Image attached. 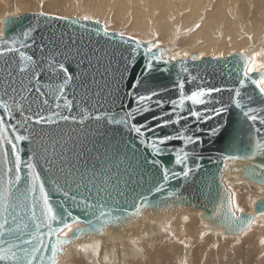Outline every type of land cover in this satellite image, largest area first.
I'll return each instance as SVG.
<instances>
[{"label":"snow or ice","instance_id":"obj_1","mask_svg":"<svg viewBox=\"0 0 264 264\" xmlns=\"http://www.w3.org/2000/svg\"><path fill=\"white\" fill-rule=\"evenodd\" d=\"M39 15L50 20H67L66 17L49 16L44 12ZM82 19L91 21L92 17L85 15ZM72 23L80 25V20L75 19ZM94 23L98 25L99 21ZM92 30L113 41L119 37L121 43L128 45L127 57L123 54L121 56L123 72L120 79L123 80L127 73L129 87L123 97L116 96L113 100L114 103L119 101V112L94 116L86 113L78 121L79 124H84L85 120L100 122L106 119L109 124L126 128L139 145L149 150L152 159L145 163L160 169L165 183L170 178H187L193 173L188 161L191 156L200 158L196 148L203 144L202 125L216 120V124L208 129L207 135L218 140L229 138L231 125L224 117L233 107L252 122L255 133L260 137L254 142L255 151L264 152V107L258 109L251 106L254 102L251 94L246 93L242 97V89L251 84L258 90L260 102L264 103V64L256 63L257 56L264 53H257L250 60H244L238 86L205 87L202 86L203 79L191 75L186 64L187 59L201 60L202 56L189 57L188 52H184L182 57L172 55L165 60V54L158 44L141 42L135 37L125 38L123 32L109 33L107 27ZM33 31L34 29L29 28L20 36H9L0 30V58L7 57L4 61L5 72H0V264H56L62 245L70 242L60 237L61 233L67 236V232L72 231L67 218H71L73 223L79 222L63 203L58 207L53 205L46 191L47 181L37 171L38 166L42 172L54 176L58 173L52 180L55 188L63 191L64 197L71 200L77 208L94 217L95 223L91 219L87 221V231L101 232L110 223L126 222L128 219L123 208L119 207L120 201L116 199V196L124 194L119 186L121 177L118 175L113 181L110 169L90 171L87 167L71 164L65 155L66 144L62 140L41 143L39 152L31 149L32 155L22 159L21 145L25 141L32 144L34 134L46 135V126H59L62 121H77L76 116L63 114L65 109L68 113L73 110V100L69 99L66 88L74 77L68 67L55 60H34L32 55L22 50L30 49L35 43L31 35ZM17 54L21 62L18 72L11 67ZM75 55L80 57L78 63L82 64L86 60L91 63L92 58L99 62L105 54L98 50L82 52L77 49ZM137 57L140 59L137 60ZM171 61H178L180 72L190 77L188 83L201 79V84L186 92V80L178 76L177 82L171 87H156L158 77L154 72L168 71L166 66ZM56 72L62 73L63 82L59 85L50 84L45 90L41 76ZM252 73H258V78H253ZM18 75L28 76L27 83L24 79H17ZM140 89H144V93ZM173 90L177 93L175 98L167 95ZM224 92L230 94L227 100L223 95L219 99L213 96L214 93ZM50 99H54L55 103L50 104ZM35 102L39 103L37 109L33 110L32 103ZM196 106L204 107L201 109ZM257 123L259 127L256 126ZM177 141L180 143H174ZM248 158L251 159V156ZM169 163L183 168L180 172L173 171L168 167ZM135 171L132 168V173ZM132 173L125 172L129 176L124 181L125 186L130 183ZM250 174L261 175L256 168ZM162 187L163 185L156 187L155 191H161ZM139 199L141 202L136 206V214L150 204L147 196L141 195ZM232 204L235 205L234 200ZM113 205L117 207L114 208ZM117 208L121 213L119 215L115 214ZM236 211L242 212L243 209L237 208ZM257 212L264 216V202ZM254 220L255 217L249 219L237 216L230 207L221 223L229 230L239 231L244 225L250 227ZM83 231L85 230L77 229L76 233ZM76 238L78 236L74 234L72 239Z\"/></svg>","mask_w":264,"mask_h":264},{"label":"water","instance_id":"obj_2","mask_svg":"<svg viewBox=\"0 0 264 264\" xmlns=\"http://www.w3.org/2000/svg\"><path fill=\"white\" fill-rule=\"evenodd\" d=\"M75 19L80 20V25L72 23ZM94 22L95 20L83 21L80 18L50 20L40 16L39 13L12 15L2 20L1 30L9 36H20L29 28L34 29L31 35L35 43L30 49L22 50L32 55L37 61L55 60L64 63L74 77V80L66 88L69 99L73 100V110L68 113L65 109L63 114L76 116L77 121H62L59 126H46L44 129L46 135L34 134L32 144L25 141L21 145L22 159H27L29 155H32L31 149H36L39 152L41 143L62 140L66 144L65 155L71 164L81 168L87 167L90 171L110 169V178L113 181L116 176L121 177L119 186L124 194L116 196V199L120 201L119 207L123 208V213L128 219L126 222L110 223L101 232H89L87 231V221L91 219L95 223L94 217L77 208L71 200L64 197L63 191H58L55 188L52 180L59 175L58 173L54 176L42 172L41 167L38 166L37 171L41 172L42 177L47 181L45 187L53 205L58 207L63 203L79 221L73 223L71 218H67V222L74 228L67 236L63 233L60 234L61 239L70 242L62 245V251L56 258V264H61L67 249L72 246L91 243L96 239L106 240L112 236L117 237L123 233L125 227L133 225L147 216L160 221L182 209L196 210L201 213L202 223L211 232H220L226 237H238L249 228L244 225L242 230L232 231L221 223L224 214L230 207L237 216L249 219L255 217L254 221L264 218L257 212L264 202V197L254 201L252 212L237 213L232 204V194L224 183L225 172L228 170L229 175L259 188H264V168L261 167L264 166V152L255 151L254 148V142L260 137L255 133L252 122L248 121L239 109L233 107L224 117L231 125V135L227 139L218 140L207 135L208 129L216 124V120H210L201 126L204 128V134L201 136L203 144L196 148L200 158L191 156L188 161V165L193 168V173L187 178L182 176L175 179L170 178L166 183L162 180L160 169L153 167L150 163H145L146 160L152 159L149 150L139 145L126 128L109 124L106 119L100 122L85 120L84 124L78 123L86 113L94 116L99 113L119 112L120 103L119 101L114 103L113 100L116 96L123 97L129 87L127 73L124 74L123 80L120 79L121 72H123L121 56L123 54L124 57H127L128 45L121 43L119 37L113 41L105 38L102 33L97 35L92 29L103 28L105 25L100 22L97 25ZM109 33L119 32L109 31ZM127 37L130 36H125V38ZM77 49L82 52L98 50L105 55L99 62L92 58L91 63L86 60L79 64L80 57L75 55ZM159 49L165 54L163 59L166 60L170 57L165 48L159 47ZM191 56L195 55L189 57ZM6 59L7 57L0 58V72H5L4 61ZM14 59L15 63L11 67L18 72L21 66L18 54ZM139 59L140 57H137V60ZM245 59L250 60V57L247 54L235 53L219 59L214 57H204L195 61L187 59L186 64L191 75L203 79L202 86L236 87L241 78L240 74H242ZM166 67L168 68L166 72H154V75L158 77L156 87H171L177 82L178 76L186 80V92L194 90L198 84H201V79L188 83L187 80L190 77L188 74L180 72L178 61H171ZM251 76L258 78L259 74L252 73ZM28 78V76H17V79H24L25 83ZM40 80L46 90L50 84H61L63 75L59 72L45 73ZM140 92L144 93V89H140ZM246 93L254 97L251 106L258 109L264 107L254 85L247 84L246 88L242 89V97ZM167 95L175 98L177 93L173 90ZM221 95L227 100L230 94L228 92L213 94L216 99H219ZM38 103H32L33 110L37 109ZM54 103L55 100L50 99V104ZM196 107L202 109L204 106ZM17 118H20L19 114H17ZM256 126L260 125L257 123ZM174 143L179 144L180 142ZM249 156L251 159L248 158ZM229 157H235V159ZM129 165L131 167H128ZM168 167L176 172H180L183 168V166L174 163H169ZM132 168L136 169L134 173H132ZM253 168H256L261 175L250 174ZM126 171L132 173L127 186L124 183L129 179V176L125 174ZM60 182L63 184L62 180ZM160 185H163L162 190L155 191V188ZM69 194L71 195L72 192ZM141 195L147 196L150 204L145 205L140 209L139 214H136V206L141 202L139 199ZM113 207L117 206L113 205ZM115 214H121L119 208ZM77 229L85 231L77 234ZM74 234L78 238L72 239Z\"/></svg>","mask_w":264,"mask_h":264},{"label":"bare ground","instance_id":"obj_3","mask_svg":"<svg viewBox=\"0 0 264 264\" xmlns=\"http://www.w3.org/2000/svg\"><path fill=\"white\" fill-rule=\"evenodd\" d=\"M2 1L4 2L5 0H2ZM237 1L238 0H100V1H96V2H90L88 0H84L83 2H78L77 4L72 3V5L70 7L72 8L71 9L72 11L74 10L75 12L79 11V13H81V12L83 14L85 13V14H87V16L92 17V19H94V20H98V18L102 17L103 15H106L107 13L111 14L113 9H114L113 7H117L116 10L114 9L115 12H113V14L111 15V19L113 17L116 20H119L121 27L123 26V27L127 28V26H128L129 31H128V34L125 36L129 35V36L137 38L138 40H141L138 37L143 38V39L146 38L150 42L158 41L157 43L163 44V45H161V47L165 48L167 50V54H169V55L171 54L170 52H173L172 55L176 54L174 52L176 50L177 54H178V52H180L181 54H183L184 52H188L189 56L190 55H195V56L202 55V57L203 56L212 57L213 52H218V49L219 50H222V49L226 50L228 48H231V49H234V50H232L234 52L233 54H235V52L237 53L238 51L246 52V51H248L249 48H251V46L253 44L252 40L255 42H258L259 39L264 34V0H253V4H252V2L248 3L247 8H250V11L252 10L253 5L255 6L254 7L255 11H257L256 15L254 16V18L252 20L247 19L244 16L243 11H237V9H236V4H237L236 2ZM247 1H249V0H247ZM28 2H30V1H27L26 3H28ZM38 2H40V0ZM50 9L59 11L58 9H60V8L58 7V5H53L52 7H50ZM249 14H253V13H249ZM0 18H1V16H0ZM249 18H250V16H249ZM197 24H199L200 26L196 27ZM120 25H119V27H120ZM142 41H145V40H141V42ZM177 49H179V50L177 51ZM224 52H226V51H224ZM222 53H223V51H222ZM237 54H241V53H237ZM251 57H250V59H251ZM257 57L260 59V61H258L260 63L257 62L258 58L256 59V63L257 64H264V54L259 55ZM236 179L238 180L237 177H236ZM225 181H227V180H225ZM238 183L239 182L237 181V184ZM247 184H249V183H247ZM229 185L231 186V184H229ZM255 190H256V187H255ZM236 191L238 193V196H236L237 197V203H236L237 208L243 209L246 206H248L250 203V196H249L250 195V188L246 187V185H245V187L237 185ZM253 192H254V190H253ZM262 192H264V191L261 190V194H262ZM258 196L261 197V195H258ZM232 199H233V197H232ZM252 202H253V200H252ZM188 212H190V211H188ZM238 212H240V211H238ZM250 212H252V211L250 210ZM171 216L172 215L166 216V220H167V217L169 219ZM194 217H196V216H194ZM174 219H176L175 222L177 223L178 222L177 220L179 218L177 219L175 217ZM142 220H144V219H142ZM166 220L165 221L163 220V221L167 222ZM171 220H169V221H171ZM145 221H146V219H145ZM191 221H193V220H191ZM191 221L190 220L186 221L187 224L183 223V225L186 224V227L184 230L178 229V230H182V232H180L178 237L176 238L177 241L174 240L175 236L173 237L174 241L172 242V240L170 238H168V239L163 238V240H161V238L159 237V236H161L160 234L158 237L152 236V238H150V236L147 235L149 237H146V238H149L151 240V242L149 241L148 242L149 244H147V245H148L150 250L155 249V248L158 249V254H157L158 258L156 257V258H152V259H147L148 253L150 250L149 249L138 250L137 248H139L140 245H137L134 242H132L133 245H135V246H133L132 243H131V246H133L136 249L135 251L132 250V252L134 253L133 259L136 260L135 264H137V263L138 264H144V263L145 264H160V262H164L166 264H172L175 256L171 255L170 253L166 254L165 250H163L164 248H162L163 247L162 245L164 243L169 244L172 242L175 244V246H177L176 243L178 244L179 237H182V239H183L185 237V236H183V234H186V233H187L186 237H188L187 243H189L190 245L191 244L196 245V243H197V245L203 244L206 246L205 247L206 249L201 252L200 247L195 248V246H194V247L190 248L189 250H186V249H188V247H186V245H185L186 243H185L184 246L181 245V246H183V248H185V249L182 248L184 256H186L185 253H190V255L193 256L195 258V260L199 259V262L206 260V261H204V262H206L205 264H212V262L208 261V259H211L212 255L217 256V254H219V253H214L212 250H211V252H209L207 249L208 245H210L212 247L218 246V247H216L217 249H214V251L217 252V251H220L219 247L221 249L222 248L224 249V245L226 246L227 244L230 243L229 244L230 246H228V247L230 248V250L232 249L231 251H236L233 249L237 248V251L239 253L238 254L239 260L240 259H246L249 261L252 258V253H253V255L255 253V250H254L255 247H254V244H252L254 242L256 246L258 245L262 249L259 257H261V258L264 257V224H263V221H259V219L254 221L253 224L242 234V236L240 235V236H238V238L233 237L234 239H232V240L226 239L227 240L226 244H222L223 243V241H222L221 245H216L218 243L217 241H219V240H217V241L215 240L216 241L215 244L212 243V245H211V242H208V241H202V243H198L199 240H195V237L192 236L191 233L188 234V232L193 231V229L191 231H187L189 228H191V227L193 228L194 225L197 223L195 221L192 223ZM139 222L141 223L140 220H139ZM139 222H137V223L139 224ZM137 223L135 224V228L138 227V226H136ZM142 223H144V222L142 221ZM147 223H146V225H147ZM155 223L157 225L156 221H155ZM160 224H162V222H160ZM196 225H197V226H195L196 230L195 229L194 230H195V232L196 231L198 232L199 238H200V235L202 236L203 231L206 230L207 232H211L206 227V225L203 223H202L201 227L198 224H196ZM140 227H141V224H140ZM180 227L181 226H179V228ZM125 228H124V230H125ZM165 229L166 228L164 227V230ZM255 229H259L261 231V234H259L257 237L253 236L254 235L253 232L255 231ZM161 230H162V228H161ZM65 232H67V230ZM141 232H140V234H141ZM163 232H165V234H166V231H163ZM129 233H130V231H129ZM215 234H217V233H215ZM122 235H123V233H122ZM127 235H126V237H127ZM142 237H144V236H142ZM204 237H206V236H204ZM214 238L217 239L216 237H214ZM144 239H145V237H144ZM196 239H198L197 236H196ZM218 239H219V237H218ZM159 240H161L163 242V244H162V242H158ZM168 240H171V241H168ZM207 240H208V238H207ZM220 240H224L222 236H221ZM137 241H139V240L137 239ZM105 244H107V243H105ZM138 244H139V242H138ZM81 245H82L81 248H79V245H75V246H72L71 248L67 249L66 255L64 256L62 261L64 262V260L67 259L68 263H66V264H91V260H92L93 261L92 264H104L106 257H105V259L103 258V260H104L103 261L101 258V257H103L102 252H106L105 250H108V249L109 250L111 249V251L113 250L114 254H111V253L110 254H111V257L112 258L115 257V259H116V255L118 253V250L116 247L115 248L111 247L108 249L104 248L103 250H99V249L97 250V247H99L98 246L99 245L98 239L93 240L90 243V245H89V243H85V244H81ZM124 245H125V243H124ZM106 246H108V244ZM129 246H130V244H129ZM178 246H179V244H178ZM121 247L123 248V246H121ZM129 248H131V247H129ZM193 248H195V250ZM208 248H210V247H208ZM89 249L91 250L92 254L88 253L87 250H89ZM125 249H126V247H125ZM173 250H174V247H173ZM199 251L202 254H200ZM227 251L224 250V252H222V250H221L222 253H225ZM175 252H176V250H175ZM76 253H78L77 258L81 259L80 261H77L75 256H74ZM105 254H104V256H105ZM107 254H108V251H107ZM107 254H106V256H107ZM234 254L236 256V252ZM176 255H177V253H176ZM188 258H190V257H188ZM231 259H232V262H231ZM119 260H121V261L124 260V262H122V264H125L127 261V257H125V258L120 257ZM147 260H148V262H147ZM62 261H61V264L63 263ZM108 261L111 262V261H116V260H113V259L110 260L109 259ZM227 261H228L227 263L225 262L226 264H238V261L234 262L235 260L233 258H230ZM110 264H112V263H110ZM117 264H119V263H117ZM200 264H202V262ZM240 264H241V262H240Z\"/></svg>","mask_w":264,"mask_h":264},{"label":"rangeland","instance_id":"obj_4","mask_svg":"<svg viewBox=\"0 0 264 264\" xmlns=\"http://www.w3.org/2000/svg\"><path fill=\"white\" fill-rule=\"evenodd\" d=\"M24 0H5L4 2L2 1V0H0V16H1V18H0V30L2 29V20L5 18V17H7V16H12V15H18V14H25V13H41V12H44V13H47V14H51L52 16H57V17H66V18H80V19H82L85 15H87V14H83L82 12V14L81 13H79V11H72L71 9V5H72V3L73 4H77L78 2H83L84 0H40V2H38L39 0H25L24 2H23ZM27 1H30V2H28V3H26ZM88 1H90V2H96V1H100V0H88ZM33 2V3H32ZM76 2V3H75ZM249 2H252V4H253V0H249V1H247V0H238L236 3V9H237V11H243L244 13V16L247 18V19H253L254 18V16L256 15V12L257 11H255V6L253 5V8H252V10L250 11V8H247V6H248V3ZM33 4V5H32ZM31 5V6H30ZM53 5H58V7L60 8V9H58L59 11H56V10H51L50 9V7H52ZM115 10L117 9V7H113ZM113 9V11H112V13L110 14V13H107L106 15H103L102 17H100V18H98V21L101 23V24H103V25H105V27H107L108 28V30L110 31V32H123L124 33V36L125 35H127L128 34V31H129V28H128V26H127V28L126 27H121V25H120V21L119 20H116L115 18H113L112 17V19H111V15L113 14V12H115V10ZM249 9V10H248ZM250 11V12H249ZM64 13V14H63ZM249 13H253V14H249ZM255 13V14H254ZM110 14V15H109ZM110 16V17H109ZM249 16H250V18H249ZM83 20V19H82ZM92 20H94V19H92ZM95 21H97V20H95ZM119 25H120V27H119ZM130 33V32H129ZM129 36V35H128ZM130 37H132V36H130ZM138 37V36H137ZM263 37V38H262ZM262 37L259 39V41L258 42H255V41H253L252 40V42H253V44H252V46H251V48H249L248 49V51H246V52H243V51H238L237 53H241V54H247L249 57H251V56H253V55H255V54H257V53H264V34L262 35ZM139 39H141V40H145V41H149L148 39H143V38H140V37H138ZM137 39V38H136ZM138 40V39H137ZM141 40H139V41H141ZM145 41H142V42H145ZM158 41H156V42H152V43H154V44H158L159 45V47H161V45H163V44H159V43H157ZM179 49H177V51H178ZM232 50H234V49H231V48H228V49H226V50H224V49H222V50H219L218 49V52H213V54H212V57H214V58H217V59H219V58H223V57H228V55L230 56V54L232 55L234 52L232 51ZM222 51H223V53H222ZM224 51H226V52H224ZM176 54H174V55H179V56H183V54H181L180 52H178V54H177V52H176V50L174 51ZM243 52V53H242ZM171 54H170V56H172V53L173 52H170ZM236 53V52H235ZM222 54V55H221ZM225 54V55H224ZM204 55V54H203ZM197 56H202V55H197ZM203 57H205V56H203ZM258 58V57H257ZM258 61H260V59L258 58V60H257V62ZM258 63H260V62H258ZM227 174V175H226ZM225 179H224V183L226 184V186H227V188L230 190V192H231V194H232V197H233V199L232 200H234L235 201V205H233L234 206V210L236 211V209H237V197L236 196H238V193H237V191H236V186L238 185V186H242V187H245V185H246V187H248V188H250V203H249V207L248 206H246L245 208H243V211L242 212H250V210L252 211V205H253V203H254V200H256V199H258V198H261V197H264V192H262V194H261V190L262 191H264V188L262 189V188H258L257 186H255L256 187V190H255V187L253 186V184H247L246 182H243V181H241V180H237L236 179V177H234V176H231V175H229V173H228V170H226V172H225V177H224ZM230 179V180H229ZM232 179V180H231ZM225 180H227V181H225ZM237 181L240 183H238L237 184ZM241 181V182H240ZM231 182V183H230ZM243 183V184H242ZM229 184H231V186L229 185ZM236 184V185H235ZM245 184V185H244ZM253 188V189H252ZM253 190H254V192H253ZM257 193V194H256ZM258 195H261V197L260 196H258ZM254 197V198H253ZM253 200V202H252V200ZM252 202V203H251ZM188 211H190V212H188ZM196 210H185V209H182V210H180L179 212H177V213H175L174 215H172L169 219H168V217H167V220H166V217H164V218H162V220L160 221V222H162V224H160V222L158 221V220H156V218H152V217H150V216H147V217H145V218H142V219H144V220H140L141 221V223L139 222V220L137 221V222H139V224L137 223V225L136 226H138V227H136L135 228V224H133V225H130V226H127L126 228H125V230H124V232H123V235L121 234V235H119V236H113V237H110L109 239H106V240H103V239H98L99 240V247H97V250L99 249V250H103L104 248L105 249H108V248H117V250H118V253H117V255H116V259H115V257L114 258H112L111 257V254H114V251L112 250L111 251V249L109 250H105L106 252H102V256L103 257H101L102 258V260H103V258L105 259V257H106V259H105V261H104V264H110V263H112V264H117V263H119V264H122V262H124V260H119V258L120 257H123V258H125V257H127V261H126V263L125 264H135L136 263V260H134L133 259V256H134V253L132 252V250H136L133 246H135V245H133V243L132 242H134L135 244H137V245H140V247L139 248H137L138 250H145V249H149V247H148V245L147 244H149L148 242L150 241L151 242V240L149 239V238H146V237H149L150 236V238H152V236H154V237H158L159 236V234L161 235V236H159L160 238H161V240H163V238H166V239H168V238H170L171 240H172V242L174 241V240H176L177 241V237H178V235H179V233L180 232H182V230H184L185 229V227H186V221H188V220H193V221H191L192 223L195 221V222H197L196 224H198L200 227H201V225H202V221H201V219H200V212L199 211H196ZM237 213H239L238 211H236ZM241 212V211H240ZM193 216V217H192ZM194 216H196V217H194ZM179 218L177 221L179 222H175L176 221V219H174V218ZM190 217V218H189ZM173 218V219H172ZM145 219H146V221H145ZM148 219V220H147ZM172 219V220H171ZM195 219V220H194ZM199 219V220H198ZM166 220L167 222H164V221ZM169 220H171V221H169ZM197 220V221H196ZM142 221L144 222V223H142ZM155 221L157 222V225H156V223H155ZM174 221V222H173ZM184 221V222H183ZM199 221V222H198ZM259 221H263V224H264V218H262L261 220L259 219ZM148 222V223H147ZM173 222V223H172ZM146 223H147V225H146ZM183 223H186V224H184L183 225ZM140 224H141V227H140ZM169 226H168V225ZM195 224V223H194ZM194 225V227L192 228H189L187 231H191L192 229H193V231H191V232H188V234H190L191 233V235L192 236H194L195 237V240H199L198 241V243H202V241H208V242H211V245H212V243L213 244H215V242L217 241V240H219V241H217L218 243L216 244V245H221V243H222V241H223V243L222 244H226V242H227V240L226 239H228V240H232V239H234V238H238V237H226V236H223L220 232H217V234H215L216 232H207L206 230L205 231H203L202 232V236L200 235V238H199V234H198V232L196 231L195 232V230H196V227L195 226H197V225ZM160 225V226H159ZM147 226V227H146ZM179 226H181L180 228H179ZM164 227L166 228L165 230H164ZM169 227V228H168ZM174 227V228H173ZM183 227V228H182ZM74 227H72V229H73ZM128 228V229H127ZM145 228V229H144ZM161 228H162V230H161ZM144 229V230H143ZM160 229V230H159ZM178 229H182V230H178ZM195 229V230H194ZM143 230V231H142ZM178 230V231H177ZM128 231V232H127ZM129 231H130V233H129ZM142 231V232H141ZM163 231H166V234H165V232H163ZM177 231V232H176ZM134 232V233H133ZM140 232H141V234H140ZM160 232V233H159ZM69 232H67V234H68ZM145 233V234H144ZM196 233V234H195ZM254 233V235L253 236H255V237H257L259 234H261V231L259 230V229H255V231L253 232ZM127 235V237H126V235ZM173 234V235H172ZM187 234V233H186ZM186 234H183V236H185L183 239H182V237H179V242H178V244H179V246H178V244L176 243V245L177 246H175V244L174 243H169V244H167V243H164L163 244V242L161 241V240H159L158 242H162V248H164L163 250H165V253L166 254H168V253H170L171 255H173V256H175V258L173 259V263L172 264H200L201 262H202V264H205L206 262H204V261H206V260H203V261H200L199 262V259H197V260H195V258L193 257V256H191L190 255V253H185V255L186 256H184V253H183V249H185V248H183V246H184V244L186 245V247H188V249H186V250H189L190 248H192V247H194L195 246V248H198V247H200V249H201V252L202 251H204L206 248V246L205 245H203V244H198L197 245V243H196V245H193V244H189V243H187V239H188V237H186ZM248 234V233H247ZM246 234V235H247ZM64 235V234H63ZM146 235V236H145ZM147 235H149V236H147ZM170 235V236H169ZM172 235V236H171ZM141 236V237H140ZM142 236H144L145 237V239H144V237H142ZM167 236V237H166ZM175 236V237H174ZM196 236H197V238L198 239H196ZM204 236H206V237H204ZM221 236L223 237V239L224 240H220L221 239ZM242 236V235H241ZM126 237V238H125ZM175 239H174V238ZM214 237H216L217 239H215ZM218 237H219V239H218ZM139 240V241H137V239ZM207 238H208V240H207ZM123 239V240H122ZM129 239V240H128ZM131 239V240H130ZM174 239V240H173ZM183 240V243H181V241ZM210 239V240H209ZM258 239V238H257ZM101 240V241H100ZM128 240V241H127ZM171 240H168V241H171ZM216 240V241H215ZM121 241V242H120ZM131 241V242H130ZM185 241V242H184ZM98 242V241H97ZM125 243V245H124V243ZM138 242H139V244H138ZM105 243H107L108 244V246H106L107 244H105ZM120 245H119V244ZM131 243H132V245L133 246H131ZM181 243V244H180ZM116 244V245H115ZM129 244H130V246H129ZM174 244V245H173ZM230 244V243H229ZM229 244H227L226 246L224 245V249L222 248H220L219 247V249H220V251H217V252H215L214 251V249H217L216 247H218V246H210V245H208L207 246V249H208V251L209 252H211V250L214 252V253H219V254H217V256H214V255H212V258L211 259H208V261H210V262H212V264L214 263V264H226L228 261V259H230V258H233L235 261L234 262H236V261H238V264H240V262H241V264H264V257H259L260 256V253H261V251H262V249L258 246H256L255 245V243L253 242L252 244H254V250H255V253H254V255H253V253H252V258H251V260H246V259H238L239 257H238V251H237V248H235V249H233V250H236V251H231L230 250V248L228 247V246H230ZM89 245H90V243H89ZM97 245V244H96ZM114 247H113V246ZM127 245V246H126ZM181 245H183V246H181ZM191 247H190V246ZM193 245V246H192ZM75 246V245H74ZM81 246L82 245H79V248H81ZM121 246H123V248L121 247ZM150 246V245H149ZM181 246V247H180ZM78 247V246H77ZM76 247V248H77ZM121 247V248H120ZM125 247H126V249H125ZM129 247H131V248H129ZM173 247H174V250H173ZM203 247V248H202ZM208 247H210V248H208ZM215 247V248H214ZM101 248V249H100ZM161 248V249H162ZM172 248V249H171ZM180 248V249H179ZM183 248V249H182ZM195 248H193L194 250H195ZM203 249V250H202ZM150 250V249H149ZM174 252H173V251ZM175 250H176V252H175ZM221 250H222V252H224V250L225 251H227V252H225V253H222L221 252ZM88 251V253L89 254H92L91 253V250L89 249V250H87ZM107 251H108V254H107ZM181 251V252H180ZM230 251V252H229ZM174 254H173V253ZM200 252V251H199ZM200 252V254H202ZM236 252V256H235V253ZM72 253V252H71ZM107 254V256H106V254ZM111 253V254H110ZM127 253V254H126ZM144 253V252H143ZM142 253V254H143ZM176 253H177V255H176ZM104 254H105V256H104ZM158 249H152V250H150L149 251V253H148V258L147 259H152V258H158ZM232 254V255H231ZM77 255H78V253H76L74 256H75V258H76V260L77 261H80L81 259H78L77 258ZM110 255V256H109ZM125 255V256H124ZM130 255V256H129ZM120 256V257H119ZM190 257V258H188V257ZM110 257V258H109ZM184 257V258H183ZM200 258V257H199ZM250 258V257H249ZM116 260V261H108V260ZM189 259V260H188ZM193 260V261H192ZM224 260V261H223ZM67 261V262H66ZM87 261V260H86ZM63 262V261H62ZM92 260H91V264H92ZM110 262V263H109ZM147 262H148V260H147ZM199 262V263H198ZM226 262V263H225ZM231 262H232V259H231ZM66 263H68V260L66 259V260H64V262L62 263V264H66ZM138 264V263H137ZM145 264V263H144ZM160 264H166V263H164V262H160Z\"/></svg>","mask_w":264,"mask_h":264}]
</instances>
